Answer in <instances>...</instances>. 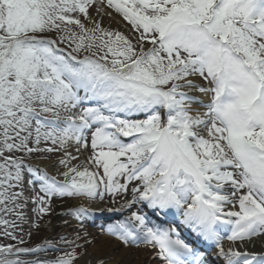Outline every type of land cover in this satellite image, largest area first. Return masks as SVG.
<instances>
[{
    "label": "snow or ice",
    "instance_id": "snow-or-ice-1",
    "mask_svg": "<svg viewBox=\"0 0 264 264\" xmlns=\"http://www.w3.org/2000/svg\"><path fill=\"white\" fill-rule=\"evenodd\" d=\"M54 197L108 199L127 215L107 234L163 264H208L181 227L264 264V0H0V235L24 244V209ZM63 242L53 261L0 244V264H80L92 243Z\"/></svg>",
    "mask_w": 264,
    "mask_h": 264
},
{
    "label": "rangeland",
    "instance_id": "rangeland-1",
    "mask_svg": "<svg viewBox=\"0 0 264 264\" xmlns=\"http://www.w3.org/2000/svg\"><path fill=\"white\" fill-rule=\"evenodd\" d=\"M89 11L92 16L96 17L98 20H101V16L97 15L95 7L91 8ZM105 11L111 12L112 10L105 9ZM101 24L105 28L117 30L124 33L125 35H129L130 38H132V36L134 35L131 33V26L128 25L125 21H123V19L115 12H112L111 16L103 15ZM68 150L71 151L73 155H79V160L73 161L74 164L79 163L83 165V163L86 161V158L91 154L90 148L87 151L82 150V152L79 154L75 152L74 146L70 147ZM58 155L60 154L53 155L52 159H56ZM62 170L63 169L61 168V171ZM229 191L231 190L229 189ZM75 203L77 206L90 207L95 213H99V211H101L100 209L101 207L107 209L106 205H108V208L115 207V205L111 204L108 199L104 201L93 202V201H81L75 198L54 197L52 198L51 201L49 213L44 215L42 219H38L36 214L32 211L35 205L29 203L27 208L24 209L27 219L20 225V228L22 230L17 231V234L20 235L19 236L20 238H22L23 240L25 239L27 240H25L26 242L23 245L18 244V246H24V247L26 246L33 249L34 247L30 246L31 245L30 243L32 241L33 242L35 241L37 243V246H40L42 248V251H40L38 254H42V252L46 250L44 248L45 244H49L48 246H51L52 249H54V252H59V254H63L65 251H71L69 246L65 244L63 241L64 240L71 241L76 238L77 234L81 236H86L88 240L92 241L91 244L84 245V248L81 249V251H86L87 254L89 253L90 249L93 246H95L97 243H98L97 245H99L100 243L106 245L107 242L111 240L109 239V236H105L103 240L94 242L93 240H91L92 234H90L89 231L76 227L77 225L75 227H72V225H74V223H71V220L74 216V214H72V210L75 207H77ZM106 212L108 211L106 210ZM7 218L15 219V217H7ZM36 223L40 225L39 228L34 226V224ZM76 224L80 225L78 221L76 222ZM23 231H25V234L22 233ZM29 233L31 236H29ZM23 235L27 237H24ZM29 239L31 240L30 242ZM16 241L19 243L18 240ZM6 243L13 244L12 240H9L6 237L0 235V244H6ZM78 243L83 244V240L78 241ZM256 247L257 249L260 250V245H257ZM27 256L28 254L22 255V257H24L25 260ZM144 261L145 260L139 261V263L136 264H144ZM145 262H146L145 264H149L147 261Z\"/></svg>",
    "mask_w": 264,
    "mask_h": 264
},
{
    "label": "bare ground",
    "instance_id": "bare-ground-1",
    "mask_svg": "<svg viewBox=\"0 0 264 264\" xmlns=\"http://www.w3.org/2000/svg\"><path fill=\"white\" fill-rule=\"evenodd\" d=\"M37 163H39V161ZM50 170L54 171L53 169ZM103 238L104 236L98 235L96 242L99 240H103ZM97 244L91 248L92 250L90 249L87 256L82 259L81 264H85V262H87V264H95L96 257L103 258L106 264H136L142 260L147 261L149 264H162L157 259H153L155 251L149 253V257H147L148 255H143V257L140 258L134 249L126 248L113 239L109 240L106 245H104L103 243H100L99 245ZM145 261L144 264L146 263Z\"/></svg>",
    "mask_w": 264,
    "mask_h": 264
}]
</instances>
